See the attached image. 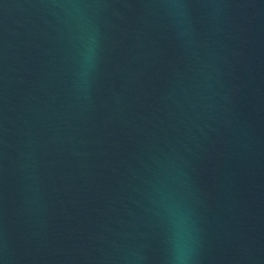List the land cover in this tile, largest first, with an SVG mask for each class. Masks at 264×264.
I'll return each instance as SVG.
<instances>
[{"label":"water","instance_id":"1","mask_svg":"<svg viewBox=\"0 0 264 264\" xmlns=\"http://www.w3.org/2000/svg\"><path fill=\"white\" fill-rule=\"evenodd\" d=\"M0 264H264V0H0Z\"/></svg>","mask_w":264,"mask_h":264}]
</instances>
